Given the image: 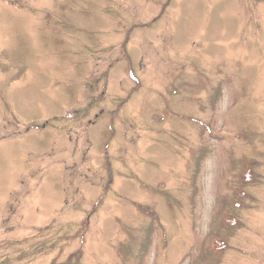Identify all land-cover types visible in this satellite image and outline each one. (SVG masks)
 Here are the masks:
<instances>
[{"label":"rangeland","instance_id":"1","mask_svg":"<svg viewBox=\"0 0 264 264\" xmlns=\"http://www.w3.org/2000/svg\"><path fill=\"white\" fill-rule=\"evenodd\" d=\"M0 264H264V0H0Z\"/></svg>","mask_w":264,"mask_h":264}]
</instances>
